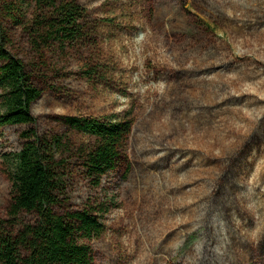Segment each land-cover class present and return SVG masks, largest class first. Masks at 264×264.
Segmentation results:
<instances>
[{
  "label": "rangeland",
  "instance_id": "1",
  "mask_svg": "<svg viewBox=\"0 0 264 264\" xmlns=\"http://www.w3.org/2000/svg\"><path fill=\"white\" fill-rule=\"evenodd\" d=\"M79 2L86 39L74 46L37 52L23 26H4L7 50L42 91L32 106L39 135L94 146L64 118L134 124L129 174L95 187L82 169L57 210L108 204L94 264H264V0ZM31 128L0 129L4 219L1 155L18 153ZM36 221L23 214L16 230Z\"/></svg>",
  "mask_w": 264,
  "mask_h": 264
},
{
  "label": "trees",
  "instance_id": "2",
  "mask_svg": "<svg viewBox=\"0 0 264 264\" xmlns=\"http://www.w3.org/2000/svg\"><path fill=\"white\" fill-rule=\"evenodd\" d=\"M31 7L32 19L25 20ZM87 15L79 0H0V129L32 127L22 133L18 153L1 155L11 185L8 219L0 216L1 264H94L90 242L105 232L102 217L108 204L90 200L82 210H57L66 207L70 180L80 170L95 187L124 167L129 174L127 141L133 122L64 118L70 129L94 137V146L77 147L63 136L39 135L32 106L42 91L23 62L7 50L5 19L23 26L32 47L43 52L54 44L74 46L85 40ZM23 214L36 215L37 221L16 230Z\"/></svg>",
  "mask_w": 264,
  "mask_h": 264
}]
</instances>
